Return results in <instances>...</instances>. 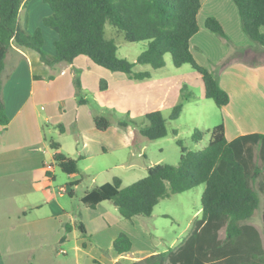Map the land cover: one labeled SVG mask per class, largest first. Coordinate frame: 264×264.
Instances as JSON below:
<instances>
[{
    "label": "trees",
    "instance_id": "obj_1",
    "mask_svg": "<svg viewBox=\"0 0 264 264\" xmlns=\"http://www.w3.org/2000/svg\"><path fill=\"white\" fill-rule=\"evenodd\" d=\"M25 1L0 0V127L4 131L10 119L3 99V72L14 45L35 50L41 62L49 67L63 62L73 64L75 59L85 56L97 66L124 73L135 81L151 78L148 71L136 72V66L161 69L165 66V56L170 54L176 68L189 65L202 76L206 98L214 101L218 108L230 102L218 76L198 64L191 51V40L200 29L198 16L202 0H42L52 10V14L43 19V26L58 35L53 55L45 51L42 29L29 34L20 26L19 14ZM232 1L238 9L244 33L258 47L264 48V0ZM107 25L116 28L127 42H147L136 62L119 58L115 41L107 36ZM205 28L228 39L217 18H207ZM74 80L79 92L82 91L81 81L78 77ZM107 86V82H101V90H106ZM182 92L183 102L174 107L170 120L180 117L184 103L192 97L185 87ZM86 102L80 101L81 104ZM94 120L101 132L111 126L105 116ZM146 120L147 125L140 129L142 136L155 141L168 135L167 120L162 112L149 113ZM126 125L121 123L122 127ZM59 129L61 134L65 133L63 126ZM206 135H210L206 148L196 152L188 151L181 141L177 142L182 149L178 165H154L145 178L127 187L116 177L83 197V203L91 208L111 202L123 219L132 220L151 217L160 201L205 185L202 217L195 220L184 244L131 264H264L261 234L247 224L261 207L263 196L264 228V135H245L229 142L225 125L221 123L206 133L196 130L193 140L199 143ZM46 140L54 154V164L65 174H78L79 161L66 156L59 142ZM46 176L54 180L52 171L48 170ZM77 228L86 235L83 223ZM66 230L71 232L73 226ZM222 230L224 238H220ZM65 240L66 237L61 242ZM132 248L133 242L125 233L113 244L120 256L129 254Z\"/></svg>",
    "mask_w": 264,
    "mask_h": 264
},
{
    "label": "crops",
    "instance_id": "obj_2",
    "mask_svg": "<svg viewBox=\"0 0 264 264\" xmlns=\"http://www.w3.org/2000/svg\"><path fill=\"white\" fill-rule=\"evenodd\" d=\"M204 10H207V16L201 18ZM51 14L50 6L42 0H26L19 14V24L29 34L42 29L45 48L48 39L53 45L58 40L57 33L43 26V19ZM210 17L220 21L228 39L218 37L205 28V21ZM198 22L200 29L191 40V51L203 67L218 76L222 88L230 96L229 104L221 109V123L225 125L227 140L231 142L251 134L264 135V48L255 45L244 33L238 9L232 0H203ZM13 47L3 72V99L10 124L5 131L0 127V180L6 185L11 179L13 187L22 189L25 177L30 175L29 191L44 192L51 188L53 182L46 172L50 170L53 173L57 166L53 162V152L46 153L48 138L44 133V124L63 126L64 135L68 134L69 129L63 122L67 115L65 100L68 96L65 89L73 95L74 70L80 71L83 88L92 92L99 102L104 97L102 93H118V97L123 95L125 98L142 93L140 98L144 97L146 102L152 99L150 93L155 90L154 85H139L125 77L124 73L97 66L88 57H78L73 64L63 62L49 67L41 62L35 50L17 45ZM53 49L51 55L55 54V46ZM102 81L107 82L106 90H101ZM156 84L164 90L163 80ZM44 97L57 103L61 101L65 108L58 110L56 106L48 110L41 106ZM116 101L118 98L114 96L106 105ZM163 103L164 100L157 111L163 108ZM117 105L113 104L114 107ZM85 106L75 105L77 116L74 114V117L77 120L71 126L75 127L76 138L83 142L79 159L91 160L87 170L89 174H94L92 159L108 149L102 144L94 146L90 136H86L98 133L95 131L93 110L87 111L88 117L80 115ZM41 112L46 113L45 117ZM110 130L112 126L106 133ZM114 131L111 140L116 143L121 141L123 145H118L117 149L129 147L136 134L129 128ZM60 144L62 152L74 159ZM47 156L52 163H47ZM53 177L55 179L54 173ZM79 185L80 181L74 180L67 193L74 197V190ZM18 193L22 195L7 196L6 199L0 196V204L7 201L8 205L3 204V207L10 208L9 212L0 208V264H73L68 257L60 255H68L71 250L75 252L76 264H131L156 254L155 250L146 247L147 237L138 229L137 219H121L118 209L114 205H106L108 202H102L96 208L83 203L79 210H74L72 205L59 201L52 194L38 200L20 190ZM11 203L14 206L10 207ZM79 223L85 226V236L77 228ZM68 226H73V230L67 233ZM115 226H119L120 230L115 228V231ZM121 233L131 238L132 251L138 248V255L131 256V251L120 256L114 251V241ZM64 237L66 240L61 242Z\"/></svg>",
    "mask_w": 264,
    "mask_h": 264
},
{
    "label": "rangeland",
    "instance_id": "obj_3",
    "mask_svg": "<svg viewBox=\"0 0 264 264\" xmlns=\"http://www.w3.org/2000/svg\"><path fill=\"white\" fill-rule=\"evenodd\" d=\"M206 16L207 10H204L201 14V18H206ZM107 36L109 39L115 41L118 47L119 58L127 59L132 63L136 62L138 56L146 49L147 42H127L123 35L118 33L117 29L110 25H107ZM53 47V43L48 39L45 51L50 54V52L54 50ZM198 64L200 63L198 62ZM43 67L46 66L44 65ZM94 67L99 69L97 66ZM83 68L85 67L83 66ZM135 71H148L151 73V78L144 81H135L128 75L123 74L125 77L130 78L131 81L137 82L139 85H154L155 90L150 93L152 97L151 101L146 102L144 97L140 98L142 93L127 98L123 95L118 97V93H102V96L104 97H102L99 102L94 94L89 90L84 89L83 86L82 91L79 92L75 85V80L73 79V95H70L68 89H65V94L68 96L65 100L67 105V115L63 122L69 129L68 134L62 135L58 125H55L56 127H54V125H47L43 122L44 133L47 138L62 143L64 145V151L71 155L75 160H78V154L79 152H82L83 142L76 138L75 127L71 126L73 122H76L74 120H77L74 117V114L77 116L75 105L77 107H80L81 105L87 106L81 111V116L88 117L87 111L93 110L94 119L97 116H105L110 121L112 130L108 133L101 132L96 128L95 131L98 133L97 135H90L89 132L86 131L89 134L86 136H90L94 146L102 144L108 149V151L92 159L94 174H89L87 170V166L91 164V160L83 161V159H79V173L76 176L65 174L59 167H57L53 170L55 179L52 180L53 183L51 188L44 192L41 190H37L36 192L29 191L28 177L30 175L25 177V180L22 183L24 188L22 189L13 187L14 183L11 182V179L10 184L7 183L8 185L0 180V196H3L1 199H6L7 196L12 197L22 195V193H18V190L38 200L45 195L52 194L56 196L59 201L67 202L69 206L72 205L74 210H79V208L83 206L81 198L87 192H91L97 187L112 182L114 177L121 178L123 180V185L127 187L140 179L145 178L148 175V169L154 165H178L182 150L177 144L178 141H181L183 147L191 152L200 151L206 148L210 140V135H206L204 140L198 143L193 140V134L196 130L206 133L215 126L221 124L223 114L214 101L206 98L202 76L189 65L176 68L173 65L170 54L165 56V66L161 69L155 70L151 66H136ZM74 74H76V76ZM73 76L74 78L78 77L81 81L80 71L77 69L73 71ZM160 80L164 81V90H161L156 84ZM184 87L192 94V97L184 103L180 117L175 120H170V115L174 107L183 102L182 89ZM143 93L145 94V91H143ZM114 96L118 98V101L110 102V105H106L109 100L114 99ZM81 100H86L87 102L81 104ZM162 100H164V103L163 108L160 111L167 120L168 135L165 138L152 141L142 136L140 134V129L147 125L146 115L157 111ZM41 102V106L48 110L49 107L53 109L56 106L59 107L58 110H63V108H65L61 101L57 103L52 101L49 97L42 98ZM114 103H117L118 105L114 107ZM126 108L130 109L126 110ZM41 113L43 117H45L46 113ZM123 122L127 124L124 127L121 126V123ZM120 128L121 130L129 128L136 133L130 141V146H127V148L124 149H117L118 145L123 146L121 141L116 143L111 140L115 133L114 130L118 131ZM175 131L177 134H175ZM46 145V153L49 154L51 149L48 141ZM47 158V163H52L49 156H47ZM74 180H79L80 185L74 190V197H71L69 193L62 192L61 189H67L69 191L71 188L70 183ZM204 191L205 185H201L189 192L173 195L170 198L160 201L155 207L151 217L136 218L138 229H140V231L147 237L145 245L149 250L151 249L155 250L156 253H161L170 249H178L184 244V241L192 231L193 223L196 219L202 217L201 200ZM261 199V207L255 212L253 218L248 221L247 224L258 229L264 246V228L262 220L263 196H261ZM3 204L8 205V202L2 201L0 208L5 212H9L10 208L3 207ZM106 205L111 207L110 205L113 204L108 202ZM9 206L12 207L14 204L11 203ZM111 209L113 211V208ZM117 215H119L118 212ZM119 217L123 219L120 215ZM115 228H119V226L113 228L116 231ZM224 237L225 231L222 230L220 232V238ZM104 252H106V250H104ZM139 252L140 250L137 248L132 251L130 255L135 257ZM60 255L62 258L68 257L73 264H76L74 250L69 251L68 255Z\"/></svg>",
    "mask_w": 264,
    "mask_h": 264
},
{
    "label": "built area",
    "instance_id": "obj_4",
    "mask_svg": "<svg viewBox=\"0 0 264 264\" xmlns=\"http://www.w3.org/2000/svg\"><path fill=\"white\" fill-rule=\"evenodd\" d=\"M62 190V192H67V189H61Z\"/></svg>",
    "mask_w": 264,
    "mask_h": 264
}]
</instances>
